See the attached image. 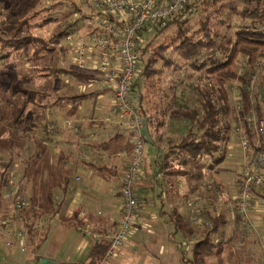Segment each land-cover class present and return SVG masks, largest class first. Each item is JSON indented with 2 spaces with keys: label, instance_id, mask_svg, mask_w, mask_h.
Masks as SVG:
<instances>
[{
  "label": "trees",
  "instance_id": "trees-1",
  "mask_svg": "<svg viewBox=\"0 0 264 264\" xmlns=\"http://www.w3.org/2000/svg\"><path fill=\"white\" fill-rule=\"evenodd\" d=\"M6 4L0 0V87L8 76H19L24 97L12 113L0 106V131L5 127L8 138L3 142L10 155L0 176L3 179L22 159L21 152L14 150L13 138L33 142L24 172L12 178L18 183L13 203L19 197L27 199L18 213L28 232L29 260L40 264L45 241L41 221L45 214L62 210L72 180L67 172L59 177L54 173L50 145L70 118V105L97 94L84 88L87 72L72 63L69 67L73 54L66 38L80 37L81 29L93 32L87 25L91 15L117 21L113 14L103 15L91 0H26L14 11L7 10ZM135 43L141 56L132 84L133 103L156 147V174L164 172L175 186L188 179L194 182L191 187L205 189L208 200L200 205L202 223L194 222V212L184 224L186 235L178 242L182 261L208 264L215 234L227 224L226 212L218 213L212 200V196L221 198L215 190L225 189L215 171L227 160L236 128L245 124L253 149L264 151V0H192L164 27L145 25ZM68 78L77 80L78 91L72 90ZM26 82L43 83V90L24 87ZM232 89L238 90V100ZM253 116L257 125L248 127ZM31 167L40 170L45 203L42 196L36 199L26 192L24 180ZM237 176L239 187L241 172ZM1 207L0 203V214L4 213ZM74 218L78 219L77 213ZM109 245L99 239L88 264H95Z\"/></svg>",
  "mask_w": 264,
  "mask_h": 264
},
{
  "label": "crops",
  "instance_id": "crops-1",
  "mask_svg": "<svg viewBox=\"0 0 264 264\" xmlns=\"http://www.w3.org/2000/svg\"><path fill=\"white\" fill-rule=\"evenodd\" d=\"M168 1L162 0L161 3ZM88 34L89 32L84 29L78 33L80 37ZM87 80L91 86L100 85L95 89L97 94L70 105V118L61 124L60 132L54 134V143L50 145L54 173L59 177L67 172L72 176V180L62 210L55 215L45 214L41 221L42 235L45 239L55 220L61 223H75L77 229L79 225H87L92 231L105 235L113 234L122 218L123 200L120 189L131 158L132 137L118 124V116L113 112V92L102 88L101 83L96 81L91 73H88ZM143 135L146 159L138 183L140 220L132 228L119 254L109 260L108 264H122L127 257L131 258L133 255L135 258L144 257L145 251L148 254L144 258L146 264L157 262L154 261L155 257L160 261L162 254L172 256L176 254L177 264H182L178 242L186 235L184 224L191 220L196 205L208 203L205 199L206 191L200 186L191 187L194 182L191 183L188 179H181L175 186V180L165 176L164 172L156 174L158 170L155 163L156 147L148 138L145 128ZM229 148L230 153L223 165H231V168L236 170L235 176L230 174L223 176L219 171L220 167L216 169V176H220L227 187L223 186L227 197L225 199L212 197V200L218 213L226 212L227 223L238 225L233 216L234 202L231 201V199L236 201L238 193L234 196L231 194L238 186L237 175L241 172L239 168L242 157L236 162H231V158L234 157L233 151L240 148L237 137H234ZM104 155L105 158H102ZM42 199L45 203V198ZM224 200L227 203H224ZM81 211H84V216H80ZM75 213L78 214V219L74 218ZM249 213L252 225L247 223L248 226L244 229H249L254 235L256 233L258 236L263 235L264 197L260 196L258 191L253 192ZM229 214L232 216L228 217ZM80 234L82 239L79 240L80 246L77 247L74 256L67 259L57 258L48 253L40 255L56 261L57 264H79L78 250L85 249L87 252L90 249V255L99 240L94 238L91 245L87 240L89 235ZM6 241V236L0 234V264H21L23 256L25 260L29 259L28 249L22 251L20 242L11 247ZM262 259L264 261V257Z\"/></svg>",
  "mask_w": 264,
  "mask_h": 264
},
{
  "label": "built area",
  "instance_id": "built-area-1",
  "mask_svg": "<svg viewBox=\"0 0 264 264\" xmlns=\"http://www.w3.org/2000/svg\"><path fill=\"white\" fill-rule=\"evenodd\" d=\"M91 1L103 15L113 14L117 23L99 14L91 15L87 25L94 29L93 32L85 37L70 35L66 38L72 47V64L80 71L93 74L102 88L113 92V112L118 116V124L132 137L131 158L121 185L122 218L116 231L103 235L92 231L87 225L78 227L84 235L109 241L106 253L95 263L108 264L119 254L132 228L140 220L138 183L146 159V146L144 119L132 98V84L141 56L135 36L148 24L164 27L172 16L180 13L192 0H169L166 3H159V0ZM234 92L238 100V90L234 89ZM254 121L255 117L250 118L247 126L250 127ZM236 134L242 149V160L241 182L234 208L243 220L252 225L249 212L254 189L264 191V151L253 149L245 124L236 128ZM101 157L105 158V155ZM26 203V197H19L10 210L0 214V234L6 236L8 246L20 242L22 251L27 249L28 232L18 211ZM194 212V222L200 225L202 208L199 204ZM84 214V211L80 212V216ZM207 225L212 226L211 223Z\"/></svg>",
  "mask_w": 264,
  "mask_h": 264
},
{
  "label": "rangeland",
  "instance_id": "rangeland-1",
  "mask_svg": "<svg viewBox=\"0 0 264 264\" xmlns=\"http://www.w3.org/2000/svg\"><path fill=\"white\" fill-rule=\"evenodd\" d=\"M6 9L9 11L17 10L22 3V1L26 0H6ZM152 29H148L151 31ZM71 55L68 58L69 67H72ZM19 76L14 78L12 75L7 77L4 87H0V106L4 107L5 109L9 110L11 113L14 108L18 105V99L23 96L24 89L19 88L20 83L17 82ZM63 80H65L63 78ZM85 80V79H84ZM68 83L71 85L72 90L75 92L79 90L80 84H78L75 78H68L66 79ZM255 82V81H254ZM85 87L90 90H95L96 87L100 85L91 86L89 80H85L84 82ZM257 84V82H255ZM42 85V86H41ZM43 83L38 82V85H33L28 82L24 84V87L27 88H38L43 90ZM254 91H256V86L253 87ZM234 91V89H232ZM235 93V92H234ZM264 93V92H263ZM236 94V93H235ZM236 97V96H235ZM264 98V97H263ZM237 100V99H235ZM9 114V116L11 115ZM263 114H264V106H263ZM254 117V116H253ZM63 120V119H62ZM263 122H264V115H263ZM255 127L257 125V121H254ZM264 124V123H263ZM3 125H7L4 123ZM5 127L0 131V173L1 169L3 168L2 164L8 161L10 155L8 154V149L5 147L3 141L8 137L5 136ZM237 137V136H236ZM38 138V136H37ZM14 141V150L17 152H21L22 159L17 161L16 167H13L8 173L5 174L4 178L2 179L0 176V203L2 205L3 212L10 210L13 207V197L16 194V190L18 189V183L16 180L12 178L16 176H20L24 172L25 168V160L28 159L29 154L33 151V149H29L33 146V142L29 140L22 141L21 138H13ZM13 145V143H12ZM5 150V152H2ZM234 157L231 158V162H236V160L242 157V149L237 148L234 151ZM22 160V161H21ZM39 168L31 167L28 171V175L24 180V186L28 195H32L36 199L41 197L45 191L43 190V183L40 180V170ZM241 170V167L239 168ZM222 172L223 176L232 175L235 176L236 170L231 168V165H222L219 169ZM224 187L225 184H223ZM227 188V187H226ZM230 190V189H229ZM227 190V191H229ZM234 192L231 194L232 196L236 195L239 192V187L234 188ZM254 191H258L260 196L264 197L259 189H254ZM217 195H219L220 199H225L227 197L226 191H216ZM218 197V196H212ZM43 198V196H42ZM235 204V200H232ZM232 215L229 214L228 217ZM235 221L238 225L234 223H227L225 224L220 231L215 234L214 242H215V249L211 256L207 258L208 264H264L263 257H264V234L258 236L257 233L254 235L253 232H250L249 229H244L247 225V222L242 219V217L235 213ZM53 225L49 229V234L42 245L39 254L41 253H48L52 256L57 258H70L74 256L75 251L77 249L79 240L82 239V236L77 229V225L75 223H61L60 221L55 220ZM249 224V222H248ZM250 225V224H249ZM256 236V238H254ZM91 245L93 244L94 237L89 236L87 239ZM90 250V249H89ZM89 250L85 252V249L78 250L79 254L77 258H79V264H87V260L89 258ZM173 251V250H172ZM171 251V252H172ZM170 252V253H171ZM173 253V252H172ZM175 254V252H174ZM144 257L139 256L135 258V255L131 256L122 262V264H146L144 258L148 255L145 251L143 254ZM178 256L170 255H161V259L155 257L154 261L157 262H150L149 264H177ZM21 264H38L34 260H29L26 258L21 259ZM183 264V263H182Z\"/></svg>",
  "mask_w": 264,
  "mask_h": 264
},
{
  "label": "water",
  "instance_id": "water-1",
  "mask_svg": "<svg viewBox=\"0 0 264 264\" xmlns=\"http://www.w3.org/2000/svg\"><path fill=\"white\" fill-rule=\"evenodd\" d=\"M41 263L42 264H57L56 261H51V260H49L47 258L41 259ZM62 264H66V263H62Z\"/></svg>",
  "mask_w": 264,
  "mask_h": 264
}]
</instances>
